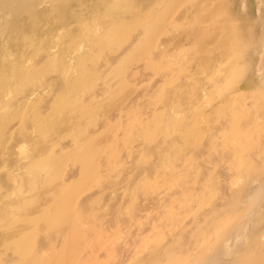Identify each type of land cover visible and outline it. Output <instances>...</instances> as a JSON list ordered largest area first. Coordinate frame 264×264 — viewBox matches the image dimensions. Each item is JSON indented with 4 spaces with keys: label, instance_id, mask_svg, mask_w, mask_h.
<instances>
[{
    "label": "rangeland",
    "instance_id": "rangeland-1",
    "mask_svg": "<svg viewBox=\"0 0 264 264\" xmlns=\"http://www.w3.org/2000/svg\"><path fill=\"white\" fill-rule=\"evenodd\" d=\"M0 264H264V0H0Z\"/></svg>",
    "mask_w": 264,
    "mask_h": 264
}]
</instances>
